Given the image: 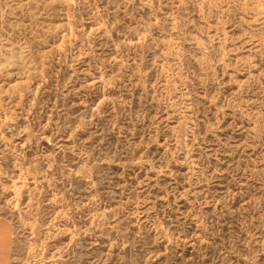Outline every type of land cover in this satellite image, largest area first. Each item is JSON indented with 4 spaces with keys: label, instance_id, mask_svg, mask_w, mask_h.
I'll return each instance as SVG.
<instances>
[{
    "label": "rangeland",
    "instance_id": "374dc122",
    "mask_svg": "<svg viewBox=\"0 0 264 264\" xmlns=\"http://www.w3.org/2000/svg\"><path fill=\"white\" fill-rule=\"evenodd\" d=\"M0 264H264V0H0Z\"/></svg>",
    "mask_w": 264,
    "mask_h": 264
},
{
    "label": "bare ground",
    "instance_id": "6f19581e",
    "mask_svg": "<svg viewBox=\"0 0 264 264\" xmlns=\"http://www.w3.org/2000/svg\"><path fill=\"white\" fill-rule=\"evenodd\" d=\"M10 255V254H9ZM9 258V257H8Z\"/></svg>",
    "mask_w": 264,
    "mask_h": 264
}]
</instances>
